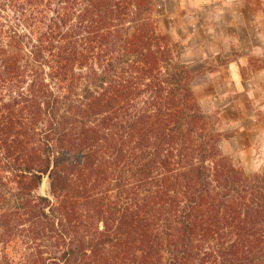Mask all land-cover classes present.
<instances>
[{
    "label": "trees",
    "instance_id": "1",
    "mask_svg": "<svg viewBox=\"0 0 264 264\" xmlns=\"http://www.w3.org/2000/svg\"><path fill=\"white\" fill-rule=\"evenodd\" d=\"M156 1L0 0V264H264Z\"/></svg>",
    "mask_w": 264,
    "mask_h": 264
},
{
    "label": "rangeland",
    "instance_id": "2",
    "mask_svg": "<svg viewBox=\"0 0 264 264\" xmlns=\"http://www.w3.org/2000/svg\"><path fill=\"white\" fill-rule=\"evenodd\" d=\"M154 17L160 33L183 48L182 61L196 75L193 91L224 136V153L248 176L263 172L264 0H157ZM241 74L250 81L238 84ZM230 102L241 106L224 110ZM47 191L44 184L39 193Z\"/></svg>",
    "mask_w": 264,
    "mask_h": 264
},
{
    "label": "crops",
    "instance_id": "3",
    "mask_svg": "<svg viewBox=\"0 0 264 264\" xmlns=\"http://www.w3.org/2000/svg\"><path fill=\"white\" fill-rule=\"evenodd\" d=\"M256 14H259V13L257 12ZM230 71H231V69H230ZM230 74L233 76V74H232L231 72H230ZM231 81H232V80H231ZM234 81H235V80H233V82H234ZM249 81H250V80H248V79L246 80L245 77L241 74V76L238 77V81H236V82H238V84H240V85H243V84H241V83H246V82H249ZM238 93H240V94L243 93L241 87H240ZM229 106H232V107L236 110V109H239L241 105H239L238 102H230L229 104L223 105L224 110L227 109ZM243 121H244V120H243ZM230 124L232 125V124H234V122H233V123H230Z\"/></svg>",
    "mask_w": 264,
    "mask_h": 264
}]
</instances>
